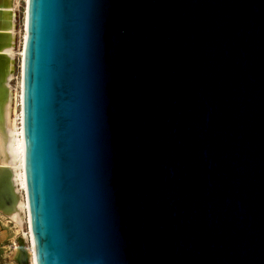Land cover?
I'll return each mask as SVG.
<instances>
[{
    "label": "water",
    "instance_id": "obj_1",
    "mask_svg": "<svg viewBox=\"0 0 264 264\" xmlns=\"http://www.w3.org/2000/svg\"><path fill=\"white\" fill-rule=\"evenodd\" d=\"M23 51L35 264H264V0H27Z\"/></svg>",
    "mask_w": 264,
    "mask_h": 264
},
{
    "label": "bare ground",
    "instance_id": "obj_2",
    "mask_svg": "<svg viewBox=\"0 0 264 264\" xmlns=\"http://www.w3.org/2000/svg\"><path fill=\"white\" fill-rule=\"evenodd\" d=\"M23 3L21 47L15 52V19L19 1L0 0V216L8 224H12L19 235L10 246L11 256L17 260V264H35L25 195L21 123L27 0ZM16 57L18 81L17 86H14L11 82L14 79ZM24 226L28 234L23 233Z\"/></svg>",
    "mask_w": 264,
    "mask_h": 264
},
{
    "label": "rangeland",
    "instance_id": "obj_3",
    "mask_svg": "<svg viewBox=\"0 0 264 264\" xmlns=\"http://www.w3.org/2000/svg\"><path fill=\"white\" fill-rule=\"evenodd\" d=\"M19 6L16 10V19H15V31H16V37H15V52L19 51L21 47V35H22V13H23V7H24V0H18ZM14 79L12 80V85L17 86L18 81V72H17V57L14 60ZM0 216V254L2 255V264H7L8 262H11L13 260V257L11 256V250L10 246L12 242L19 236L15 232V228L12 224H8L7 222ZM26 227H23V233L26 232ZM16 235V236H15Z\"/></svg>",
    "mask_w": 264,
    "mask_h": 264
},
{
    "label": "built area",
    "instance_id": "obj_4",
    "mask_svg": "<svg viewBox=\"0 0 264 264\" xmlns=\"http://www.w3.org/2000/svg\"><path fill=\"white\" fill-rule=\"evenodd\" d=\"M25 233L28 234V231L26 230ZM2 259H3V258H2V255L0 254V264H2V263H1V260H2ZM7 264H17V261H16V259L13 258V260H12L11 262H8ZM29 264H31V263H29Z\"/></svg>",
    "mask_w": 264,
    "mask_h": 264
}]
</instances>
